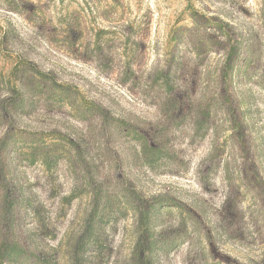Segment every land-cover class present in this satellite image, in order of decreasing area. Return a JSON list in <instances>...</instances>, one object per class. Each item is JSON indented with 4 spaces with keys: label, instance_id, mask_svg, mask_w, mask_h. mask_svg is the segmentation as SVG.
<instances>
[{
    "label": "rangeland",
    "instance_id": "obj_1",
    "mask_svg": "<svg viewBox=\"0 0 264 264\" xmlns=\"http://www.w3.org/2000/svg\"><path fill=\"white\" fill-rule=\"evenodd\" d=\"M0 264H264V0H0Z\"/></svg>",
    "mask_w": 264,
    "mask_h": 264
},
{
    "label": "trees",
    "instance_id": "obj_2",
    "mask_svg": "<svg viewBox=\"0 0 264 264\" xmlns=\"http://www.w3.org/2000/svg\"><path fill=\"white\" fill-rule=\"evenodd\" d=\"M22 66H24L23 65V63H20L19 65H18V67H16L17 69L16 70H20V67H22ZM38 77L40 78V79H42V78H45V80H46V75H44V74H38ZM92 108H96L93 104H91V103H88L87 101L86 102H84L82 105H80L79 106V111H81V112H86V111H89L90 109H92ZM45 137V136H44ZM43 137V138H44ZM50 137H52V139L51 140H53V141H57V142H64V141H66V143L67 144H69V142L63 137V136H56V135H53V134H49V135H46V138L45 139H47V138H50ZM69 145H71V144H69ZM149 153L151 154V157H153L154 156V154H156V153H159V150L158 149H156V148H154V149H150L149 150ZM32 164L33 163H35V161H32L31 162ZM165 209H171V208H169V207H165ZM148 218V217H147ZM146 228H147V231L149 230L148 229V226H146ZM149 232V231H148ZM151 237V236H150ZM151 239V238H150ZM14 255V254H16V255H21V254H23V252L21 251V249H19V247L18 248H13V249H10V248H8L7 249V255Z\"/></svg>",
    "mask_w": 264,
    "mask_h": 264
}]
</instances>
